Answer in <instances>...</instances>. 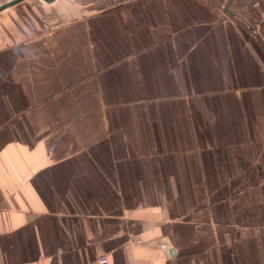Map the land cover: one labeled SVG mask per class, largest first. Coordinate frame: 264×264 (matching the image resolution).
<instances>
[{"label":"crops","instance_id":"crops-1","mask_svg":"<svg viewBox=\"0 0 264 264\" xmlns=\"http://www.w3.org/2000/svg\"><path fill=\"white\" fill-rule=\"evenodd\" d=\"M45 2L0 12V264H264V0Z\"/></svg>","mask_w":264,"mask_h":264},{"label":"rangeland","instance_id":"rangeland-1","mask_svg":"<svg viewBox=\"0 0 264 264\" xmlns=\"http://www.w3.org/2000/svg\"><path fill=\"white\" fill-rule=\"evenodd\" d=\"M8 1H10V0H0V4L1 3H6V2H8ZM47 4V2H45V0H24V1H22V2H19V3H17V4H15V5H13V6H11L10 8H8V9H15L16 7H20V6H23V5H28V6H33V7H35V6H39V5H42V7H43V5L45 6ZM7 9V10H8ZM44 9V8H43ZM7 10H5V11H7ZM167 241V240H166ZM166 241H162L161 242V244L162 243H167Z\"/></svg>","mask_w":264,"mask_h":264},{"label":"water","instance_id":"water-1","mask_svg":"<svg viewBox=\"0 0 264 264\" xmlns=\"http://www.w3.org/2000/svg\"><path fill=\"white\" fill-rule=\"evenodd\" d=\"M22 1H24V0H10V1L0 5V12L11 7V6H13V5H15V4H17V3H19V2H22ZM45 1L52 2L55 0H45ZM172 253H173V251H172Z\"/></svg>","mask_w":264,"mask_h":264},{"label":"built area","instance_id":"built-area-1","mask_svg":"<svg viewBox=\"0 0 264 264\" xmlns=\"http://www.w3.org/2000/svg\"><path fill=\"white\" fill-rule=\"evenodd\" d=\"M161 249H163L164 251H168L169 250V246L167 245V243H162L160 245ZM99 263L100 264H108L109 263V260H108V257L107 256H102L100 259H99Z\"/></svg>","mask_w":264,"mask_h":264}]
</instances>
